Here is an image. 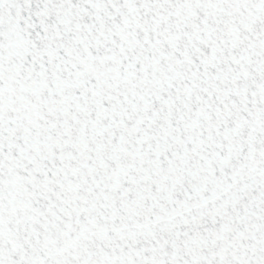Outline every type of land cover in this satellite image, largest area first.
<instances>
[{
	"label": "snow or ice",
	"instance_id": "6c2138e0",
	"mask_svg": "<svg viewBox=\"0 0 264 264\" xmlns=\"http://www.w3.org/2000/svg\"><path fill=\"white\" fill-rule=\"evenodd\" d=\"M0 264H264V0H0Z\"/></svg>",
	"mask_w": 264,
	"mask_h": 264
}]
</instances>
